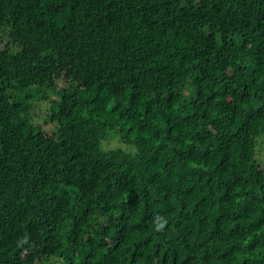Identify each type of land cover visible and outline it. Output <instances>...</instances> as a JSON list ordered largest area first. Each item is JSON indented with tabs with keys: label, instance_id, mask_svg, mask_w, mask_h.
<instances>
[{
	"label": "trees",
	"instance_id": "trees-1",
	"mask_svg": "<svg viewBox=\"0 0 264 264\" xmlns=\"http://www.w3.org/2000/svg\"><path fill=\"white\" fill-rule=\"evenodd\" d=\"M259 138L264 0H0V264H264Z\"/></svg>",
	"mask_w": 264,
	"mask_h": 264
},
{
	"label": "rangeland",
	"instance_id": "rangeland-1",
	"mask_svg": "<svg viewBox=\"0 0 264 264\" xmlns=\"http://www.w3.org/2000/svg\"><path fill=\"white\" fill-rule=\"evenodd\" d=\"M9 38L6 36L2 46H5L8 42ZM12 47H14L11 44ZM16 48V47H14ZM57 87L63 88L68 86L65 81L59 79L56 81ZM20 95L25 97V100L31 105V119L32 122L40 126L41 129L49 134L54 135L57 127H60L59 123H53L50 121L49 117H51L57 109L56 101L59 98L58 94L54 92L51 88H39L37 86H31L24 89L19 90ZM29 96V97H27ZM110 147H122L127 149L128 147L124 146L119 140H116L113 143L109 144ZM256 157L259 163L264 164V142L262 138L257 140V148H256ZM42 264H67L64 258L58 256H50L49 258L44 259Z\"/></svg>",
	"mask_w": 264,
	"mask_h": 264
}]
</instances>
